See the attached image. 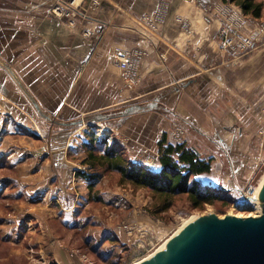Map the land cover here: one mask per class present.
I'll list each match as a JSON object with an SVG mask.
<instances>
[{
    "label": "crops",
    "instance_id": "obj_1",
    "mask_svg": "<svg viewBox=\"0 0 264 264\" xmlns=\"http://www.w3.org/2000/svg\"><path fill=\"white\" fill-rule=\"evenodd\" d=\"M52 1L0 0V117L11 115L14 124L26 127L27 122L30 128L42 115L53 119L43 124L41 118L43 127L47 123L53 130L45 153L60 167L67 162L69 191L86 187L80 174H72L86 155L80 145L91 130L110 129L123 136L121 154L138 163L147 152H160L164 137V144L170 143L171 120H180L188 144L202 158L213 159L212 172L197 179L217 187L223 177L212 180L219 169L214 163L260 143L264 48L240 61L224 57L219 18L207 24L196 2L104 0L99 9L83 11L87 17L72 26L50 13ZM163 1L169 3V17L155 33L140 20ZM177 17L191 22L192 33L183 31ZM257 27L256 21L246 32ZM86 30L90 36L84 35ZM130 48L146 52L135 90L125 87L112 59L117 49ZM73 202L69 226L84 219L74 216L84 200Z\"/></svg>",
    "mask_w": 264,
    "mask_h": 264
},
{
    "label": "rangeland",
    "instance_id": "obj_2",
    "mask_svg": "<svg viewBox=\"0 0 264 264\" xmlns=\"http://www.w3.org/2000/svg\"><path fill=\"white\" fill-rule=\"evenodd\" d=\"M256 1L263 3V15L264 0ZM223 2L244 13L233 0ZM247 15L258 22L257 28L264 23V20L258 21L264 18L262 15L260 18ZM253 25L255 23L250 26ZM262 48L264 37L254 51ZM42 116L36 125L32 123L33 128L27 126V122L23 123L26 127H15L11 115L0 117V264H137L191 218L212 213L222 218L233 213L245 217L257 213L256 204L248 201V206H243L246 205L243 202L245 195L254 193L264 175V130L259 134L263 137L260 143L253 144L248 151L240 156L232 153V157L229 156L232 159L214 163L219 169L211 178L223 179L218 187L213 182L208 185L223 188L227 200L196 208L187 194L165 197L149 188L122 181L119 173L105 169H98L102 178L93 192L88 181H85L86 187L69 191L67 162L60 167L45 153L48 133L53 130L47 123L44 128L41 118L43 124L53 119L49 116L45 120L47 116ZM96 132L113 137L117 148L124 139L110 129ZM109 132L115 136L111 137ZM81 145V152H85ZM146 154L159 159L155 168L160 166L159 152ZM145 155L136 164L141 165ZM85 157L76 164L77 173H73V177L89 170L84 164ZM51 170L56 171L55 174L49 175ZM78 198L84 202L75 209L74 216L84 219L69 226L68 207ZM65 257L73 259L74 263L73 260L63 262Z\"/></svg>",
    "mask_w": 264,
    "mask_h": 264
},
{
    "label": "built area",
    "instance_id": "obj_3",
    "mask_svg": "<svg viewBox=\"0 0 264 264\" xmlns=\"http://www.w3.org/2000/svg\"><path fill=\"white\" fill-rule=\"evenodd\" d=\"M104 0H53L50 4V13L57 19L67 20V22L75 26L79 17L86 18L87 15L83 11L97 10L102 6ZM185 2L198 3L203 20L207 24L214 22L215 17L219 18V44L220 53L224 57L231 58L232 61H240L248 57L263 40L264 23L260 28L255 29L251 33H247V28L252 23H256L251 16L241 12L235 6L228 2L218 4L208 3L204 0H184ZM169 3L163 1L157 7L155 12L143 17L140 23L145 24L157 33L162 25L168 20ZM177 23L183 31L192 33V24L186 18L177 17ZM84 35L90 36V31L86 30ZM146 52L139 48L117 49L113 54V63L120 70L124 85L129 90H135L141 83L140 64ZM170 143L168 142L159 152L162 158L164 155L170 157L175 164L179 166L189 167L188 163L182 162V154L184 150L196 151L195 148L188 144L187 129L180 120H174L171 123L169 132ZM176 148L172 153H167L166 149L169 144ZM183 147V148H182ZM142 166L146 169H156L155 166L159 159L145 155ZM248 201L247 195L244 196ZM74 257V254H71Z\"/></svg>",
    "mask_w": 264,
    "mask_h": 264
},
{
    "label": "trees",
    "instance_id": "obj_4",
    "mask_svg": "<svg viewBox=\"0 0 264 264\" xmlns=\"http://www.w3.org/2000/svg\"><path fill=\"white\" fill-rule=\"evenodd\" d=\"M239 5L245 14H252L255 18L262 15L263 3L256 0H233ZM21 127L19 124H14ZM86 140L82 143L85 150L84 164L89 170L81 172L80 176L90 182L89 189L93 192L102 174L98 169L108 172L119 173L122 181H127L138 187L149 188L159 195L173 197L187 194L196 208L203 204H213L218 200H227L224 189L214 188L203 184L197 179L202 174L212 172L213 159H205L198 151L184 150L182 162L188 163L189 167L179 166L164 155L160 158L161 170L156 172L144 168L142 165L129 161L117 148V141L107 136H101L96 130L86 134ZM165 137L161 141V149L165 145ZM183 148V147H182ZM176 148L169 144L167 153H172ZM80 229V228H79Z\"/></svg>",
    "mask_w": 264,
    "mask_h": 264
},
{
    "label": "water",
    "instance_id": "obj_5",
    "mask_svg": "<svg viewBox=\"0 0 264 264\" xmlns=\"http://www.w3.org/2000/svg\"><path fill=\"white\" fill-rule=\"evenodd\" d=\"M259 199L258 216H199L139 264H264V184Z\"/></svg>",
    "mask_w": 264,
    "mask_h": 264
},
{
    "label": "bare ground",
    "instance_id": "obj_6",
    "mask_svg": "<svg viewBox=\"0 0 264 264\" xmlns=\"http://www.w3.org/2000/svg\"><path fill=\"white\" fill-rule=\"evenodd\" d=\"M264 184V175L262 177V180L259 184V186L255 189L254 193L250 196V195H247V197L249 198L248 201L249 202H252L254 204H256L257 206V213L255 214H250L248 216H257V214L261 213V210H262V203H261V200L259 199V190L261 188V186ZM248 201L246 202H243V204H248ZM232 215H235V216H238V217H245L244 214H236V213H233ZM198 217H194V218H191L190 220H187L184 222V224L178 228V230L167 240L165 241L154 253H152L151 255H149L148 257H146L145 259H143L142 261L146 260L147 258L153 256L157 251H159L165 244H167L170 240H172L182 229H184L186 226H188L191 222H193L195 219H197ZM2 227V226H1ZM3 229V228H2ZM7 230V229H6ZM140 261V262H142ZM139 262V263H140ZM137 263V264H139Z\"/></svg>",
    "mask_w": 264,
    "mask_h": 264
}]
</instances>
